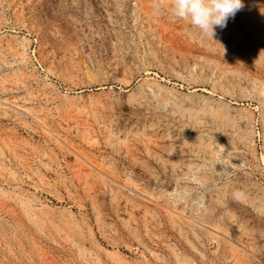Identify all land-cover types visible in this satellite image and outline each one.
Here are the masks:
<instances>
[{
    "label": "rangeland",
    "instance_id": "1",
    "mask_svg": "<svg viewBox=\"0 0 264 264\" xmlns=\"http://www.w3.org/2000/svg\"><path fill=\"white\" fill-rule=\"evenodd\" d=\"M242 3L211 38L171 0H0V264H264V0Z\"/></svg>",
    "mask_w": 264,
    "mask_h": 264
},
{
    "label": "clouds",
    "instance_id": "2",
    "mask_svg": "<svg viewBox=\"0 0 264 264\" xmlns=\"http://www.w3.org/2000/svg\"><path fill=\"white\" fill-rule=\"evenodd\" d=\"M243 7L242 0H171V15L186 21L203 35L213 37L217 27H226L232 17ZM264 96V85L260 86Z\"/></svg>",
    "mask_w": 264,
    "mask_h": 264
},
{
    "label": "bare ground",
    "instance_id": "3",
    "mask_svg": "<svg viewBox=\"0 0 264 264\" xmlns=\"http://www.w3.org/2000/svg\"><path fill=\"white\" fill-rule=\"evenodd\" d=\"M72 146V145H71ZM73 147V146H72ZM77 147V146H76ZM81 147V146H80ZM89 150V149H88ZM91 151V150H90ZM77 153V152H76ZM75 153V154H76ZM80 153V152H79ZM84 155V154H83ZM99 157V156H98ZM82 158V157H81ZM92 158H94V157H92ZM84 160V159H83ZM95 160V159H94ZM98 161V160H97ZM99 162H101V160L100 161H98L97 163L94 161L93 163H96V165L97 164H99ZM73 165H71V167H72ZM89 166V165H88ZM74 167V166H73ZM99 167H100V165H99ZM129 176V175H128ZM101 178V177H100ZM102 179V178H101ZM127 179V178H126ZM128 179H129V177H128ZM103 180V179H102ZM100 182V181H99ZM124 185V184H123ZM125 186V185H124ZM197 191V190H196ZM221 192H222V190H221ZM224 192V191H223ZM195 194H196V192H195ZM194 196V195H193ZM192 198V197H191ZM190 198V199H191ZM186 200V199H185ZM184 200V201H185ZM195 200V199H194ZM187 201V200H186ZM197 201V200H196ZM176 202V201H175ZM187 202H193V201H187ZM191 204V203H190ZM162 205V204H161ZM160 205V206H161ZM166 205V204H165ZM164 205V206H165ZM186 205V204H185ZM194 205H195V202H194ZM192 206V205H191ZM166 207V206H165ZM171 208H173V207H171ZM200 208V207H199ZM168 209V208H167ZM176 211V210H175ZM178 211V210H177ZM176 211V212H177ZM200 211V209L198 210V212ZM165 212H166V210H165ZM170 213V212H169ZM200 213V212H199ZM168 214V213H167ZM173 214V213H172ZM172 214H171V216H172ZM184 214V213H183ZM187 215V214H186ZM189 215H190V213H189ZM198 215V214H197ZM198 216H200V215H198ZM185 218V217H184ZM193 218H195L194 219V221L196 220V217H193ZM177 219H179V217L177 218ZM155 220V219H154ZM174 220V219H173ZM158 221H161L160 219L158 220ZM157 221V222H158ZM180 221V220H179ZM181 221H183V220H181ZM173 222V221H172ZM160 223V222H159ZM175 223V222H174ZM188 223V222H187ZM196 223L197 224H195V223H192L191 222V225L193 226V227H195V226H201L200 227V229L203 227V228H205V230H206V232L208 233V234H211V236L214 234V235H217V236H220L221 235V237H222V235H225L226 236V234H225V231L224 230H226V229H228V228H223V226L221 227V225H220V227H219V225L218 226H216V225H210V224H208V223H206V222H204V221H200L199 220V218L196 220ZM181 226V225H180ZM190 227V226H189ZM183 228V227H182ZM192 229V228H191ZM224 229V230H223ZM178 230V229H177ZM194 231V230H193ZM179 232V231H178ZM216 236V237H217ZM215 237V238H216ZM211 238V237H210ZM212 239V238H211ZM222 240V239H221ZM219 241V240H218ZM223 243V242H222ZM218 244V243H217ZM230 244V246H229V248L228 249H231L232 251V253H234L233 255H234V258L233 259H235L236 258V261H238V262H244V259L241 257V255L239 254V249H240V247H238L237 248V245L235 244V243H232V242H230L229 243ZM221 245V244H220ZM174 250V249H173ZM243 251H241V252H243V255H244V257L246 256V254L244 253V251L246 252V250H245V248L244 249H242ZM178 254V253H177ZM230 255V254H229ZM223 256V255H222ZM229 257H231V255L229 256ZM249 258V256H246V258ZM230 259V258H229ZM252 261V260H251ZM233 262V261H232ZM238 262H237V264H238Z\"/></svg>",
    "mask_w": 264,
    "mask_h": 264
}]
</instances>
